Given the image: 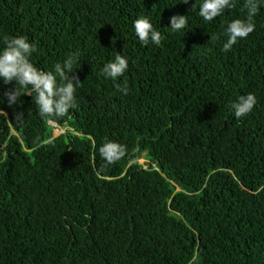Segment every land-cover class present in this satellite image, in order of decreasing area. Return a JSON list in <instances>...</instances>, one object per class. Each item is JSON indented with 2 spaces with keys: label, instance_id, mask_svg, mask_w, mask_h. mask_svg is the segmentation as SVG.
Instances as JSON below:
<instances>
[{
  "label": "trees",
  "instance_id": "1",
  "mask_svg": "<svg viewBox=\"0 0 264 264\" xmlns=\"http://www.w3.org/2000/svg\"><path fill=\"white\" fill-rule=\"evenodd\" d=\"M234 2L208 22L203 0H0V37H27L44 71L78 54L82 82L54 136L32 96L9 107L14 82L0 80V264H264V0L225 52L247 16ZM141 17L160 45L140 42ZM117 54L124 75H100ZM248 93L257 104L237 119ZM106 140L126 148L116 163L99 154Z\"/></svg>",
  "mask_w": 264,
  "mask_h": 264
},
{
  "label": "clouds",
  "instance_id": "2",
  "mask_svg": "<svg viewBox=\"0 0 264 264\" xmlns=\"http://www.w3.org/2000/svg\"><path fill=\"white\" fill-rule=\"evenodd\" d=\"M183 3H189V0H183ZM235 6L234 0H203L199 15L204 21L211 22L222 15L226 9ZM259 7V0H244L246 19H235L227 26L224 34L227 40L223 44V51H230L239 40L247 38L255 30L254 17L258 14ZM187 24L188 19L185 15H174L170 18V28L173 31L182 30ZM134 29L143 45L146 46L149 42L157 46L161 44L163 37L148 18L136 19ZM0 39L4 44V47L0 49V80L5 84L14 82V88L3 93L7 97L9 107L17 104L22 96L30 95L33 97L41 119L56 127L55 130H63L54 122H58L60 118L67 116L70 110L78 107L76 91L82 82L78 75H73L74 66L79 59L78 54H71L63 63H56L52 71H44L32 62L31 57L37 51V46L30 43L27 37L3 35ZM218 39V36L211 35L210 42ZM127 69L128 60L123 55L117 54L114 61L104 65L100 75L116 80L123 76ZM116 87L117 91L124 95L130 91L126 82ZM256 104L255 94L248 93L239 96L235 102L231 103L230 108L235 117L240 119L250 114ZM0 115L8 117V113L2 109H0ZM15 119L17 122H22L24 113L16 112ZM64 126H68L67 120L64 121ZM99 154L106 164H113L126 154V148L118 142L106 140L99 148Z\"/></svg>",
  "mask_w": 264,
  "mask_h": 264
},
{
  "label": "rangeland",
  "instance_id": "3",
  "mask_svg": "<svg viewBox=\"0 0 264 264\" xmlns=\"http://www.w3.org/2000/svg\"><path fill=\"white\" fill-rule=\"evenodd\" d=\"M63 132H64V130L56 129V130L54 131V136H58V135H60V134L63 133ZM140 162H141V163H144V160H141Z\"/></svg>",
  "mask_w": 264,
  "mask_h": 264
}]
</instances>
